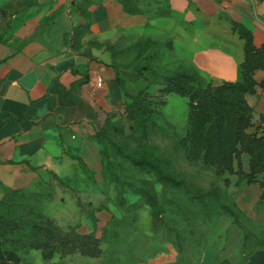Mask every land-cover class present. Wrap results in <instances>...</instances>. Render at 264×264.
<instances>
[{"label": "crops", "instance_id": "1", "mask_svg": "<svg viewBox=\"0 0 264 264\" xmlns=\"http://www.w3.org/2000/svg\"><path fill=\"white\" fill-rule=\"evenodd\" d=\"M0 0V193L22 189L37 174L57 175L66 145L101 131L125 107V93L150 92L165 72L197 73L213 87L240 81L239 23L264 44V0ZM102 85H97L98 79ZM245 101L253 129H264V69ZM244 168V164H243ZM232 178H236L233 180ZM220 234L180 249L158 241L134 264H264V200L258 183L228 178ZM231 182V184H230ZM0 264H25L2 249Z\"/></svg>", "mask_w": 264, "mask_h": 264}, {"label": "rangeland", "instance_id": "2", "mask_svg": "<svg viewBox=\"0 0 264 264\" xmlns=\"http://www.w3.org/2000/svg\"><path fill=\"white\" fill-rule=\"evenodd\" d=\"M162 77L163 74L150 81V85L163 88ZM207 85L210 84L204 81V86ZM161 89L146 92L156 112L146 122L147 140L141 139L139 130L128 121L124 110L108 119L101 131L66 145L67 159L57 175H33L27 178L22 189H2V215L16 219L24 211L37 213L64 230L93 234L101 242L102 253L97 259L72 255L55 256L50 262H44L39 251L28 250L26 262L134 264L155 252L154 244L158 241L175 242V232L184 248L187 244L206 245L213 235L221 233L225 213L214 193L221 197V203L228 202L229 198L224 197L231 193L224 180L229 177L217 175L214 168L201 162L190 163L182 154L172 151L173 131L164 119L180 138L184 137L188 130V101L177 94H162ZM247 132L261 134L253 126ZM113 145L136 158L157 159L161 169L183 180L185 185L161 186L152 174L118 157ZM240 161L242 170L248 172V156L243 154ZM259 179H264V175ZM140 186L148 188L156 197L157 208L148 205L136 192L135 188ZM201 193H208L204 205L199 201ZM156 216L158 221H155ZM28 230L29 226L25 232Z\"/></svg>", "mask_w": 264, "mask_h": 264}, {"label": "trees", "instance_id": "3", "mask_svg": "<svg viewBox=\"0 0 264 264\" xmlns=\"http://www.w3.org/2000/svg\"><path fill=\"white\" fill-rule=\"evenodd\" d=\"M120 2L126 13L138 12L133 0ZM231 29L244 43L240 81L223 83L218 87L204 86V81L195 72L184 69L165 72L162 77L161 93L177 94L188 101L186 135L180 138L165 119L164 123L173 131L171 148L175 154H182L190 163L201 162L210 166L219 176L237 175L238 184L258 183L261 189L260 200H264V179H259V176L264 175V129L261 134L247 132L252 127V111L245 101V96L256 91L254 73L264 69V44L256 48L251 31L242 24L232 23ZM260 87L264 88V83ZM125 99L124 110L128 121L137 127L141 139L147 140L149 130L146 122L156 113L152 107V100L144 91L134 96L125 93ZM113 148L118 157L139 170L152 174L161 186L185 185L183 180H177L161 169L157 159L136 158L124 152L119 146L113 145ZM243 154L249 158L248 172L242 170L240 156ZM224 183L229 184L228 178H225ZM135 190L148 205L157 208L158 201L148 188L140 186ZM207 196L208 193L200 194L199 201L202 205ZM214 196L224 213L238 224L239 214L234 208L227 205V202L221 203L218 194L214 193ZM224 198L228 200L227 196ZM158 219L156 216L155 221ZM27 226L29 230L25 232ZM174 234L175 244L180 252L183 245L180 243L178 233ZM0 240L3 250L23 254L24 258L28 250L39 251L44 262H50L55 256L72 255L97 259L102 253L101 242L93 234L81 235L73 229L64 230L51 219L28 211H24L23 215L16 219L0 213ZM25 264L29 263L25 261Z\"/></svg>", "mask_w": 264, "mask_h": 264}, {"label": "built area", "instance_id": "4", "mask_svg": "<svg viewBox=\"0 0 264 264\" xmlns=\"http://www.w3.org/2000/svg\"><path fill=\"white\" fill-rule=\"evenodd\" d=\"M97 85H98L99 87H101V85H102V80H101L100 78L97 80Z\"/></svg>", "mask_w": 264, "mask_h": 264}]
</instances>
